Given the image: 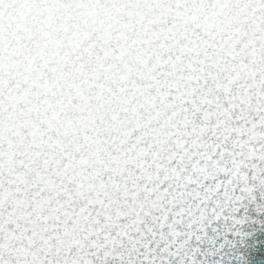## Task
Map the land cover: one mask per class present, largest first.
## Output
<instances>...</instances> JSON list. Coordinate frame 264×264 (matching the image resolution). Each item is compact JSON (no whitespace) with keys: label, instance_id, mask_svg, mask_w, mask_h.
Instances as JSON below:
<instances>
[{"label":"snow or ice","instance_id":"obj_1","mask_svg":"<svg viewBox=\"0 0 264 264\" xmlns=\"http://www.w3.org/2000/svg\"><path fill=\"white\" fill-rule=\"evenodd\" d=\"M0 264H264V0H0Z\"/></svg>","mask_w":264,"mask_h":264},{"label":"water","instance_id":"obj_2","mask_svg":"<svg viewBox=\"0 0 264 264\" xmlns=\"http://www.w3.org/2000/svg\"><path fill=\"white\" fill-rule=\"evenodd\" d=\"M253 259L258 261V260L260 259V257H259V255L257 254V255H254V256H253Z\"/></svg>","mask_w":264,"mask_h":264}]
</instances>
